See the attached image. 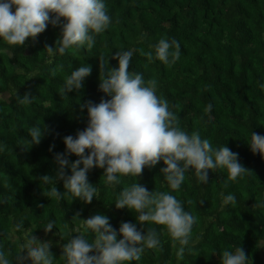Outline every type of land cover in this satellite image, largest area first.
Wrapping results in <instances>:
<instances>
[{
    "label": "trees",
    "instance_id": "1",
    "mask_svg": "<svg viewBox=\"0 0 264 264\" xmlns=\"http://www.w3.org/2000/svg\"><path fill=\"white\" fill-rule=\"evenodd\" d=\"M103 2L111 24L95 36L91 50L70 48L63 55H49L45 46L54 47L61 34V28L51 24L35 41L26 40L24 47L9 48L0 40V250L11 253L12 264H17L18 245L31 232L41 242L51 241L55 264H64L63 245L84 232L81 220L103 214L117 231L123 222L141 231L156 229L162 248L145 249L140 261L129 264H220V254L235 247L244 250L251 264H264V207H257L264 205V158L253 154L246 143L250 132L264 136V88L260 87L264 84V0ZM162 37L181 46L180 59L170 67L141 55V50L155 55L154 45ZM129 50L133 52L129 71L141 74L145 82L157 81V95L168 101L183 130L198 131L214 148H230L253 173L231 181L225 170L217 169L209 172L208 183H200L189 170L180 189L172 191L160 171L163 161L144 169L139 184L149 191L169 192L197 217L183 259L177 257L179 244L173 243L163 226H142L135 213L115 207L119 192L134 178L122 177L119 185H108L102 177L104 169H90L88 182L97 188V195L88 204L71 196L48 197L53 182L40 179L57 176L54 157L65 153L64 137H75L86 128L87 109L81 110L80 105L110 99L99 91V58L103 56L114 69L118 61L112 56ZM84 64L92 71L83 88L61 95L65 78ZM25 94L31 102L21 104ZM209 104L210 112L205 110ZM42 121L47 128L41 142L30 147L29 129L42 127ZM67 158L69 164L78 159ZM64 171L71 175L70 167ZM54 183L58 191H65L62 180ZM229 194L236 197L235 205L224 203ZM49 220H55V226L45 233ZM17 222L22 227L14 232ZM85 235L94 239L91 233Z\"/></svg>",
    "mask_w": 264,
    "mask_h": 264
},
{
    "label": "clouds",
    "instance_id": "2",
    "mask_svg": "<svg viewBox=\"0 0 264 264\" xmlns=\"http://www.w3.org/2000/svg\"><path fill=\"white\" fill-rule=\"evenodd\" d=\"M49 24L60 27L61 34L54 47L45 46L44 50L49 55L56 52L63 55L70 48L91 50L95 36L109 28L111 17L103 0H0V40L9 48L24 47L28 39L35 41ZM154 54L141 50L149 62L155 58L170 67L180 59V43L162 37L154 45ZM132 55V50L116 51L112 59L118 61V66L114 69L108 67L103 56L99 58V91L110 99L101 98L99 103L89 100L80 105L81 110L87 109L86 128L77 131L75 137H64L66 151L54 157L57 176L44 175L40 179L53 182L48 197L62 200L71 196L88 204L97 195V188L88 182L90 169H104L102 177L108 185H119L122 177L134 178L130 186L119 192L115 207L135 213L142 226H163L173 243L179 244L177 257L183 259L197 217L186 211L182 202L169 192L149 191L139 184L137 178L144 169L163 161L165 167L160 171L172 191L180 189L189 170L194 171L200 183H208L209 172L217 169L225 170L231 181L253 173L239 163L238 153L230 148L224 145L214 148L198 131L189 134L183 130L168 101L157 95V81L145 82L141 74L129 71ZM91 71L88 64L73 70L64 80L61 95L67 96L73 90L79 92ZM52 75H56V69ZM260 87L264 88V84ZM19 102L30 103L31 98L25 94ZM211 108L209 104L205 110L210 112ZM46 128L42 121V127L29 129L30 147L41 142ZM246 143L253 154L259 153L264 158V136L250 132ZM68 155L78 159L69 164ZM66 167H70L71 175H65ZM56 179L63 181V193L55 187ZM224 203L235 205L236 197L229 194ZM257 207L264 205L257 204ZM78 217L79 214L73 219ZM81 221L84 232H77L78 235L63 245L64 264H129L140 261L145 249L162 248L153 227L141 231L135 224L123 222L117 231L103 214ZM54 226L55 220H49L43 227L44 232H50ZM21 227L17 222L13 231L19 232ZM86 233H91L94 239L90 241ZM118 235L122 238L117 239ZM51 246V241L41 242L31 232L26 233L15 253L17 264L25 260L31 264H55ZM12 257L11 253L0 250V264H12ZM220 264H251V261L242 248L235 247L234 251L226 249L220 254Z\"/></svg>",
    "mask_w": 264,
    "mask_h": 264
}]
</instances>
